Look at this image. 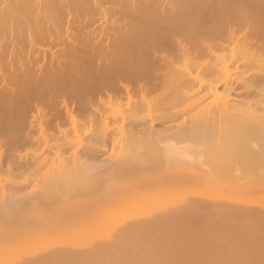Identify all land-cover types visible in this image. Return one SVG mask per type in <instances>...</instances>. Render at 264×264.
<instances>
[{
	"label": "bare ground",
	"instance_id": "bare-ground-1",
	"mask_svg": "<svg viewBox=\"0 0 264 264\" xmlns=\"http://www.w3.org/2000/svg\"><path fill=\"white\" fill-rule=\"evenodd\" d=\"M47 50L51 51V58L48 59L53 69L51 75L49 73L46 75L49 71H46V73L44 71L48 68L44 69L45 67L41 66L38 58L33 59V57L28 55L29 53L33 56L35 53H38V55L45 54ZM47 53L49 52L47 51ZM0 58L1 60H8L11 65L14 62L15 67L18 66L16 67L18 69L17 74L22 73V77L24 78L22 83L24 82L25 85L22 84V87L23 85L27 86L28 90V88H31V81L37 83V88L35 87V91L30 92V94L32 93L31 95H40V98L43 96L46 104L49 101L48 109H44L40 105L42 103L34 105L35 101L34 103L30 102L31 97L34 95L27 96L30 99L25 102L23 101L26 97L24 93L29 91H26L25 88V92L23 88L22 92L24 91V93L22 94L18 89L24 97L15 93L19 99H16L17 102L14 100L15 104H12L16 105L17 103L18 109L20 107L21 109L19 110H22L25 107H23V104L30 102V104H33V107L35 106L31 110H35L36 112L34 114L31 113L33 118L29 114L31 121L25 122V116H28L24 114L25 108L23 109L24 112H19L16 116L15 114L14 116L12 115L18 110L12 111L13 108H11L12 112L8 111L11 112V115L7 118V121L16 126V131L18 130V126H21L20 128L24 126V122L29 123L30 126L29 131L25 132V135L20 131V133L15 134L17 141L21 140V137H23V140L25 138V142L30 139L35 140V136L30 133L31 129H35V125L38 126L41 135H44L45 129L43 123L48 122L49 124V122L54 123L57 121L56 118L59 117V111L62 110L66 114L65 122L68 121L76 126L83 119L89 123L87 124L89 126L82 133H80L79 127L75 129L70 141L69 137L66 140L67 142L65 141L66 145L63 143V140H61L62 143L57 144V139L54 138L56 139L54 143L58 145V148L63 147L61 146L62 144H64V147L66 146L65 148L63 147L64 149L62 148L63 152L67 151L69 153L68 150L76 146L75 143L77 144L70 155L63 154L62 156V152H59V150H62L57 149V153H61V156L59 157L55 152L56 156H58L55 157L53 151L54 156L52 157L56 158L55 162L49 157V151L48 153L46 152V157L38 159L37 157L40 156L39 151L37 152L39 155L36 152V154L33 153L38 149L37 146L32 152L35 155L32 156V159L29 158L32 154L26 157L27 154L22 153L20 151L21 148L18 149L20 145L10 150L9 166L14 164L15 168H28L33 166H30V164L34 162L36 170L34 167L32 169L37 171V173L39 170L45 169L43 170L44 174L41 173L44 179L42 180L41 178L42 181L40 183L38 182L39 178L37 179L39 185H35L36 190L30 189V191H27L29 190L27 189L25 192H21L22 190L24 191V186H18L19 184L16 181L15 183L18 185L12 183L9 185V182L7 183L10 179L9 177H11L9 173L14 169L10 167L11 170H8L9 166L7 165V170L9 171L7 178L9 179L4 178L7 184L0 185V214L2 212L4 214L13 213L15 208H26L25 205L27 204H30L29 206L35 205L36 207L38 205L44 207L48 204V202L47 204L44 203V200H50L49 203L51 204L55 199L56 204L60 203V201L63 203H58V209H56L59 210L60 205H66L65 201L68 204H72L73 200H75L77 204L79 196L76 193L80 192L81 194L86 193L82 195L83 199L84 197H88L87 195H95V197L89 196L92 198L93 204L97 203V200H100L98 197L104 200L105 194L110 197L116 194V202L114 203L119 207V212L117 211V206L114 204L113 207L111 206L112 209L114 206L116 207V212L118 213H114L115 210H112L109 205V209L113 211L111 212L110 210L109 212L112 213L114 218L116 214H119V216L121 213L122 215L124 214L123 210L126 208V205L124 206L125 208L121 207L122 205L128 204V201H132V199L135 201L134 192L139 193V191H142L146 194L145 189L148 185L154 186L159 182H164L163 185L166 186L169 184L180 185L184 182H189L190 185L191 182L197 179L198 176L195 177L198 175L197 173L200 172L202 175L204 173L201 172H205L206 174L207 171L208 173L213 172V174L207 173L208 176L203 175L207 177L206 181L209 183L216 182V184H220V182L224 183V180L227 181L229 178H232L231 181L234 178L235 181L236 179L238 181L243 176L252 179L258 178V180L260 178V182L264 183V0H0ZM5 61H2L4 64L0 62V77H2V80L7 79L9 81L10 77L8 75L10 74L8 69L5 70L6 66H8ZM38 65L41 66L40 68L43 67L45 75L39 71ZM44 66L46 65L44 64ZM10 68L11 72L14 70L16 73V68ZM6 71L8 74H5L7 73ZM37 71L40 73L38 72V76L34 77ZM7 76L9 78H6ZM16 87L14 88L16 89ZM118 91L122 92L123 96L122 94L118 96L116 94ZM3 98L2 101L5 99ZM9 98L7 99L11 102L13 99L10 98V100ZM6 100L3 101L4 107L8 104V100L7 102ZM121 100L127 102H125V105L122 104L124 108L125 106L127 108L125 111H117L112 107V104H119ZM2 101L0 100L2 104L0 105L3 107ZM105 103L106 105H111V107L107 106L105 109V106L103 107ZM12 104H9V106ZM17 107L15 108L17 109ZM5 108V110H8L10 107L8 109L7 107ZM98 108L103 111L99 112ZM26 113L28 114L27 110ZM113 122H117L120 125L118 131H114L111 128ZM98 123L103 127L98 128ZM56 125L60 130L58 122ZM10 135L12 137L11 131ZM84 135L89 136L85 137V139L83 138ZM56 136L58 135L56 134ZM116 136H119V139L112 138ZM60 137L59 139H61ZM109 137L115 146L119 145V148H116L114 145L112 147L115 150L118 149V151L116 150L117 153L114 149L108 147V145H111L108 144L111 142L107 139ZM105 139L109 141L106 142L107 147L116 153L115 159L112 156L113 161L108 166L105 165L107 167L104 166L103 158V155H106L105 149H107V147L104 149V144H106L104 143ZM17 141L15 142L17 143ZM24 141L22 142L24 143ZM58 141L60 142V140ZM0 142H3L1 138ZM68 142H71L73 145L70 147ZM67 144L70 147L69 149ZM15 145L14 147H16ZM47 157L51 158L50 162L52 163L46 161ZM32 169L30 170L33 171ZM214 171L218 176L222 173L221 176L225 178V173L227 172L232 177L229 176L227 179V176L224 179L219 176V179L217 175V178L214 176ZM18 172L20 173L21 171H17V174H19ZM45 173L46 176L44 177ZM209 176H214L215 179L211 177L214 181ZM38 177L40 176L38 175ZM113 178L119 179V183L122 181V185L117 188L115 185L108 188L105 183ZM201 178L204 179V177ZM199 180L202 183L201 179ZM197 181L196 185L199 183ZM194 184L195 182H193ZM6 185L11 186L8 188L10 189L8 196L5 192ZM193 185L191 184V186ZM74 189H79L80 191L75 193L77 190ZM33 192H37V194L32 198H28L29 193ZM117 193L133 197L119 202L116 200L120 199ZM72 195H76L77 200L73 199L74 196L72 197ZM139 195L142 196L141 194ZM82 198L79 201L83 202ZM143 198H146V196ZM68 200H70V203ZM89 200L87 198V201ZM38 201H44V205H40ZM131 201L129 202L130 207L138 205L136 204L137 201L133 205ZM54 202H52V205ZM178 203L176 202V205ZM97 207L96 209L98 210ZM51 208L55 211L54 207ZM121 208L123 209L121 210ZM76 210L78 208L72 210L70 207V209L61 211L54 219V222L57 220L58 223L59 220L65 219L64 217L69 212ZM127 210L130 212L132 208ZM101 212L105 214L103 210ZM109 212L107 211L105 215H108ZM126 213L125 216L127 215ZM74 214L73 212L72 215L74 216ZM82 214L84 213L82 212ZM90 215L88 216L87 214L86 217H91ZM105 215L104 217H106ZM112 215L109 214L111 217ZM101 216L103 217V215ZM81 217L86 218L83 215ZM120 217L117 216V220ZM109 218L106 219L108 221L106 222L107 224H109V220L110 223L113 220V218ZM86 219L88 220V218ZM117 220L116 222L120 221ZM118 223H121V221ZM90 225L92 224L90 223ZM109 225L113 226L114 224L112 225L111 223ZM121 225L124 224L122 223ZM87 226L85 227L84 225L82 227L86 229ZM116 226L114 229L117 228ZM88 228L90 229V226ZM125 229L127 232L126 227ZM133 229L136 228L133 227ZM25 236L22 238L24 239ZM32 238L30 239L32 240ZM27 240L29 241V239ZM27 240L25 237L23 241ZM32 246L34 247L35 245ZM33 247L32 249L35 248ZM92 249L94 248L92 247ZM7 250L5 249V253H7ZM3 251L1 254H5ZM235 251L237 252L238 250ZM3 254L2 258L0 256V263H2L1 260L4 262L6 260L5 256L3 258ZM7 257L10 258L11 256ZM18 257L20 256L18 255ZM9 260L11 263L12 259L10 258ZM243 261L241 259V262Z\"/></svg>",
	"mask_w": 264,
	"mask_h": 264
},
{
	"label": "rangeland",
	"instance_id": "rangeland-1",
	"mask_svg": "<svg viewBox=\"0 0 264 264\" xmlns=\"http://www.w3.org/2000/svg\"><path fill=\"white\" fill-rule=\"evenodd\" d=\"M26 51H27V48H26ZM47 51L49 53H47ZM45 54H40L38 55V53H35L34 56L32 54H28L30 55L31 57L34 58H38L39 59V62H41V66L43 65V67H45L44 69H46L44 72L46 73V71H49L47 72L46 75H51L52 72H53V69L51 67V62L50 59L51 58V51L47 50ZM32 53V52H31ZM49 54V55H48ZM45 57V58H44ZM49 57V58H48ZM1 60V58H0ZM2 61H5V59H2L0 62L1 64H4V62L2 63ZM15 61V60H14ZM7 62L8 66H6L5 70L8 69L9 71V74L8 75L10 77L9 81L7 79H3L2 80V77H0V95L4 100H6L7 98L10 97V94H11V99H13L11 102L8 100H6V102L8 104H5V107H7L8 110H5L6 108L4 107V103L2 101V98L0 99L3 103V107L0 105V138H1V141L3 142H0V185H4L6 182L4 180V178H7L8 173L9 171L8 170H11L10 167L13 169L11 170V172L9 173L11 177L7 178L9 179V181H7V183L9 185H11L10 183L12 184H15V185H18V186H24V191L22 190L21 192H25L27 189V191H30L31 190H36L37 188H35V185L40 183V181H42L44 178L43 176L41 175L44 174L43 173V170L45 169H41V171L39 170L38 173L37 171H34V169H32V167H34V164H30L33 165L31 167H16L14 166V164H12L11 166H9V159H10V150L12 148H17L18 145L22 146H18V149H20V151L24 154H27L26 157L30 154H32V152L35 150V147L37 146L38 149H36L33 153L36 154L38 151H39V154L40 156H38L37 158L41 159V158H44L46 157L45 155L46 152L48 153L49 151V157L52 158V161L55 162V157H58L56 156V153H57V149H61L62 151L59 150V152H62V156L63 154L66 155H70L71 151L74 150L77 146V144L75 143L76 146H73L71 147L73 144H71V142H68L70 147H71V150L69 149L70 147L68 146L67 144V147L68 149L66 148V150L69 151V153L67 151L63 152V149L66 147H64V144L67 142V138L69 137V141L70 139L72 138L73 136V133H74V130L77 129L78 127L80 128V133H82L86 127H88L89 123H87L85 120L81 119L82 121H79L78 124H76V126H74L72 123H69L68 121L65 122V118H66V114L64 112V110L62 111H59V117L56 118L57 121H55L54 123L53 122H46L45 124L43 123V127H44V135H41V132L38 130V126L35 125L34 128L35 129H31L30 130V133L31 135H34L35 136V140H28L27 142H25V138L24 140L22 139L23 137H21L20 139L21 140H18L15 139L16 138V133H22L23 135H25V132L29 131V123H25V122H28L32 117L31 113L34 114V112H36L35 110H31V109H34L35 106L33 107V104H30V102L34 103V105L37 103H42L40 105H42L44 107V109H48L49 108V101L47 102L46 104V100H44L43 96L40 98V95H31L30 92H33L35 91V87L37 88V83H35V81H31L30 84H31V88H28L27 90V86L25 87L24 85V82L22 83V81H24V78L22 77V73H18V69L16 67L18 66H14V62L13 64L11 65L8 60L5 61ZM17 62V61H15ZM9 64L11 65V68L9 66ZM16 64V63H15ZM44 64L46 66H44ZM17 65V64H16ZM5 66V65H3ZM41 66H37V67H41ZM14 69L16 68V73L14 72H11L9 70L10 69ZM43 67L40 68V72L43 73L45 75V73L43 72ZM37 71L36 72V75H34V77L38 76L37 73L39 72ZM7 72V71H6ZM39 72V73H40ZM38 73V74H39ZM5 74H8L5 73ZM16 74V75H15ZM1 76V75H0ZM6 77V78H9V77ZM23 78V79H22ZM8 81V82H6ZM7 83V84H6ZM6 84V85H5ZM22 84L23 87H22ZM5 85V86H4ZM9 85V87H11L10 89L16 87V89H8L9 87H7ZM6 87V89H5ZM24 88V91H25V88H26V91H29V92H26L24 93V91L22 92ZM21 91V93L25 94V98L23 101H29L30 98H28L29 96H33L31 97L32 99H30L31 101L29 103H25L23 104V107L25 108V112L23 111L24 108H22V110H19L21 109L19 107L16 106V105H13L12 103L15 104V101L14 100H18L19 97L16 94L18 95H22L19 91ZM3 90V91H2ZM8 90V91H7ZM18 93H17V91ZM32 90V91H31ZM2 91V93H1ZM5 91V93H4ZM11 93H10V92ZM9 92V93H8ZM4 93V94H3ZM7 93V94H6ZM20 93V94H19ZM118 96H120L122 94V92L118 91V93H116ZM15 95V97H13ZM116 95V96H117ZM138 95V94H137ZM136 95V96H137ZM17 96V98H16ZM23 96V95H22ZM28 96V97H27ZM117 96V97H118ZM123 96V94H122ZM121 96V97H122ZM24 97V96H23ZM46 97V96H45ZM9 98V99H10ZM21 98V96H20ZM136 98V97H135ZM10 99V100H11ZM33 99H37L38 102H36L37 100H33ZM45 99H48V98H45ZM16 100V102H17ZM124 100V99H123ZM125 100H127L125 98ZM42 101V102H41ZM121 102H124L121 100ZM119 103V104H112V107L115 108L117 111H125L127 110L126 106L125 108L122 106V104L125 105V102L124 103ZM24 103V102H23ZM127 103V102H126ZM9 104H12L9 106ZM27 104H30V105H27ZM22 105V104H21ZM27 105V106H26ZM12 106V107H11ZM17 107V109L15 107ZM105 106V107H104ZM111 107V105L105 103V105H103V107L106 109V107ZM128 107V105H127ZM11 108L12 111H16L13 113L12 116H15L18 115L19 112H24V114L28 115V116H25V119L26 121L24 122V126L22 128H20L21 126H18L17 127V131H16V126H14L13 124H10L9 121H7V118L11 115ZM15 108V109H14ZM30 109V111H29ZM101 109V107H100ZM98 108V111H103V110H100ZM104 109V110H105ZM2 110V111H1ZM11 111V112H8V111ZM26 110L28 111V114L26 113ZM106 111V110H105ZM5 112V113H4ZM30 112V113H29ZM63 112V113H62ZM98 112V113H99ZM183 112V111H182ZM62 113V114H61ZM31 116H30V115ZM103 114V113H102ZM2 115V117H1ZM80 115V114H78ZM6 116V117H5ZM30 116V117H29ZM62 116H63V119H62ZM5 117V118H4ZM27 117V118H26ZM29 117V118H28ZM33 118V117H32ZM28 119V120H27ZM31 121V120H30ZM64 121V122H63ZM59 123L60 125V130L58 129V126L56 125V123ZM99 122V121H98ZM5 123V124H4ZM111 123V122H110ZM26 124V125H25ZM28 124V125H27ZM100 123H98V128H102L103 126H100L99 125ZM112 127L110 125V127L112 129H114V131H118V129L120 128V125L117 123V122H113L112 123ZM14 127H13V126ZM8 129H7V127ZM12 126V127H11ZM26 126V127H25ZM54 126V127H52ZM11 127V128H10ZM49 127V128H48ZM109 127V126H108ZM14 128V130H13ZM26 128V129H25ZM56 130H54V129ZM24 130V131H21V130ZM28 129V130H27ZM33 130V131H32ZM51 130V131H50ZM10 131H11V134H12V137H10ZM15 131V132H14ZM20 131V132H19ZM35 134H34V133ZM53 134H52V133ZM65 132L69 133L65 135ZM72 132V133H71ZM14 133V134H13ZM49 134V135H48ZM56 134L58 136H56ZM3 135V137H2ZM15 135V136H13ZM21 135V136H23ZM48 136V137H44V136ZM70 135V136H69ZM53 136V137H52ZM59 136H61L59 139ZM87 136L89 135H84L83 138H87ZM44 137V138H42ZM58 137V138H57ZM65 137V138H64ZM119 136H116V137H112V138H118ZM4 138V139H2ZM56 138L57 141L56 143L59 144V143H62L61 140H63V143L61 146V148H58V145H56L55 140L54 139ZM85 138V139H86ZM100 138V137H99ZM98 138V141L100 142V140H102L100 138L99 140ZM54 139V141L52 142V140ZM109 141H111L110 143L108 144H111L110 146L108 145V147L112 148L114 147L115 145L113 144L112 142V139L109 137L107 138ZM17 141V143L15 141ZM32 140V141H31ZM43 142H42V141ZM48 140V141H47ZM60 140V142L58 141ZM107 140V141H108ZM24 141V143L22 142ZM40 141V142H39ZM66 141V142H65ZM106 139L104 141V143L107 142ZM108 141V142H109ZM119 141V140H118ZM20 142V143H19ZM22 142V144H21ZM19 143V144H18ZM31 143V144H30ZM37 143V144H36ZM48 143V144H47ZM53 143V144H52ZM73 143V142H72ZM102 143V141H101ZM100 143V144H101ZM117 143V142H115ZM13 144V145H12ZM17 144V145H15ZM36 144V145H35ZM119 144V143H117ZM14 145L16 147H14ZM66 145V144H65ZM105 147L104 149L107 147V143L104 144ZM114 145V146H113ZM45 147V148H44ZM56 147V148H55ZM75 147V148H74ZM105 149L106 150V155L104 154L103 155V158H104V166L108 164H110L112 161H113V158L114 156H116L115 154L117 153L118 149H114V151H111L112 149L108 148ZM116 148H119V145H116L115 146ZM23 148V149H22ZM26 148V149H25ZM42 150H41V149ZM52 148V149H50ZM63 148V149H62ZM33 149V150H32ZM44 149V150H43ZM110 151H109V150ZM23 150V151H22ZM27 150V151H26ZM104 150V151H105ZM26 151V153H25ZM44 151V152H42ZM51 151H52V154H51ZM53 151L55 153V157H52L54 156L53 154ZM108 151V152H107ZM3 154H2V153ZM36 152V153H35ZM59 152L57 153V155H59V157L61 156V153L59 154ZM111 152V153H110ZM104 153V152H103ZM34 154L30 155L29 158L32 159V156H35ZM38 154V153H37ZM38 154V155H39ZM109 154V156H108ZM114 154V155H113ZM8 157H7V156ZM43 155V156H42ZM37 156V155H36ZM108 156V157H107ZM113 156V158H112ZM3 157V158H1ZM106 157V158H105ZM111 157V158H110ZM48 158V157H47ZM46 158V161H51L50 159L51 158H48L47 160ZM102 158V159H103ZM37 159V161H38ZM58 159V158H57ZM107 159L111 160V161H107ZM115 159V158H114ZM44 160V159H43ZM107 162H106V161ZM42 161V160H41ZM45 161V160H44ZM2 162V163H1ZM4 163V165H3ZM46 163V162H45ZM48 163V162H47ZM52 163V162H50ZM3 166H2V165ZM39 164H41V162H39ZM7 165L9 166V168L7 167ZM36 165V164H35ZM43 165V164H42ZM5 166V167H4ZM14 166V167H13ZM105 166V167H107ZM4 167V168H3ZM42 167V166H41ZM40 167V168H41ZM8 168V170H7ZM35 168V167H34ZM28 169V170H27ZM30 169H32L33 171H31ZM36 170V168H35ZM17 171H21L19 174H17ZM1 172H6L4 174L1 173ZM45 172V171H44ZM189 173V172H188ZM201 173H204L205 172H201ZM208 171L206 172V176H208V174L212 173L213 172H209L208 174ZM217 173H220V172H217ZM227 173V172H226ZM225 173V178L222 175V173L219 175L220 177H223L224 179H227L229 178V175L227 173L226 175ZM16 174V175H15ZM198 175H196L195 177H197V179H201L202 183L200 182V180L197 179L196 180H192L193 182H195V186L193 185V182H191L190 180V185H189V182H184V183H181L180 185L178 184H169L168 186L166 185H163L162 182H159L158 184L156 183V185H148V187H146L145 189V193L144 194L142 191H139V193L137 192H134V199L135 201H131V204L133 205L134 203H137L138 205H131L132 207H130V201H128V204H124V205H119L123 208H125L124 206L126 205V208L127 209H131L132 210L129 212V210H127L126 208V211L125 209L123 210L124 211V214L122 215V213L120 214V216L122 215V217L124 216V218L122 219V217L119 216V214L117 215H114V218H113V215L112 213H110L109 211L112 209L111 206L113 207V204L115 206H117V204H115L114 202L115 201V195L110 197V196H106L105 194V197H104V200L100 197H98L100 200H97L98 202L97 203H92V198H90L89 196L91 197H95V195H87L88 197H84V199L82 198V195H85L86 193H76L78 191H80L79 189H74V190H77L75 191L76 195L81 197L83 199V202L79 201L81 200V198L78 197V200H77V196L75 195H72L73 199H76L78 202L77 204L75 203L76 201L71 199L74 201H72L70 198V200L73 202L72 204H68L66 201V205H60V208L59 210H57L58 208V203L56 204V199L52 202L53 205H52V202L51 204L49 203L50 200H44V201H38L40 205H44V203L48 204L44 207L42 206H37L35 207L34 206H29L28 204L25 205L26 208H23V207H18V208H15L13 213L11 212L10 210V214L8 213H1L0 214V256L2 258V250H4L3 252L5 253V249L7 250L9 248V250H7V253L3 254V258L4 256L6 257V260L5 262L1 260V262L3 264H12L14 262V264H264V183L263 182H260V178L258 180V178H249V177H242V181L241 179L237 181H235V178L234 180L231 181V179L229 178V180L225 181L224 180V183H221L220 184H216V182H213V183H209L208 181H206V176H203L204 174H200L197 173ZM211 174V175H212ZM214 176H218V174L215 173L214 171ZM233 174V173H232ZM15 175V176H14ZM38 175L40 177H38ZM1 176H3L1 178ZM19 176V177H18ZM46 176V173L44 175V177ZM204 177L201 178V177ZM214 176H209L210 179H215ZM216 176V178H217ZM218 176V177H219ZM18 177V178H17ZM22 179H21V178ZM36 177V179H35ZM212 177V178H211ZM219 177V179H220ZM232 177V176H231ZM15 178V179H14ZM39 178V179H38ZM42 178V180H41ZM246 178V179H245ZM6 179V180H7ZM17 179V180H16ZM37 179H38V182H37ZM203 179V180H202ZM212 179V180H213ZM252 179V180H250ZM3 180V181H2ZM25 184H24V182ZM208 180V179H207ZM246 180V181H245ZM18 183L16 184L15 183ZM22 181V182H21ZM34 181V182H33ZM119 179L117 178H113V179H110L109 181H106L105 185L109 188L111 186H116V188L118 186H121L122 185V181L119 183L118 182ZM196 181L199 182L197 185H196ZM210 181V180H209ZM214 181V180H213ZM230 181V182H228ZM253 181V182H251ZM263 181V180H262ZM20 182V183H19ZM218 182V181H217ZM238 182V183H237ZM6 183V184H7ZM22 183V184H21ZM29 183V184H28ZM201 183V184H200ZM249 183V184H248ZM261 183V184H260ZM24 184V185H23ZM152 184V183H151ZM186 184V185H185ZM191 184L193 186H191ZM258 184V185H257ZM9 185L7 186L6 185V195L8 196L9 195V192H10V188ZM37 185V186H38ZM104 185V186H105ZM177 185V186H175ZM182 185V186H181ZM189 185V186H188ZM219 185V186H218ZM27 188H26V187ZM29 186V187H28ZM36 186V187H37ZM224 186V187H223ZM247 186V187H246ZM164 187V189H162ZM179 187V188H178ZM230 187V188H228ZM26 188V189H25ZM150 188V190H149ZM183 188V189H182ZM156 189V191H155ZM188 189V191H187ZM229 189V190H228ZM9 190V191H8ZM172 192H171V191ZM184 190V191H183ZM84 191V190H82ZM148 191V192H147ZM150 191V192H149ZM153 191V193H152ZM177 191V192H176ZM102 193V194H103ZM160 193V194H159ZM183 193V194H182ZM30 194V195H29ZM29 197L28 198H32L33 196H35L37 194V192H33V193H29ZM118 194V193H117ZM139 194H141L143 197L146 196V198H143L142 196H140ZM174 194V195H173ZM223 194V195H222ZM100 195V194H99ZM119 200L116 199L117 201L119 202H122V201H125V200H128V199H131L133 196H129L127 194H122V193H119ZM133 195V194H132ZM174 197H173V196ZM177 195V196H176ZM155 196V197H154ZM223 196V197H222ZM122 197V198H121ZM125 197V198H124ZM150 197V198H149ZM158 197V198H156ZM171 197V198H170ZM199 197V198H198ZM5 198V197H4ZM87 198H89L90 200L87 201ZM124 198V199H123ZM143 198V199H142ZM206 198V199H205ZM234 198V200H233ZM137 199V200H136ZM145 199V200H144ZM165 199V200H164ZM192 199V200H191ZM232 199V200H231ZM28 200V199H27ZM68 200V202L70 201ZM152 200V201H151ZM104 201V202H103ZM113 201V202H112ZM185 201V202H184ZM199 201V202H198ZM229 201V202H228ZM36 202V201H35ZM43 204H42V203ZM154 202V203H152ZM173 202V203H172ZM176 202L178 203L176 205ZM243 202V203H242ZM263 202V203H262ZM61 204H63L61 201H60ZM59 203V204H60ZM64 203V204H65ZM70 203V202H69ZM127 203V201H126ZM140 203V204H139ZM165 203V204H164ZM172 203V204H171ZM50 204V205H49ZM68 204V205H67ZM107 204V205H106ZM143 204V206H142ZM157 204V205H156ZM165 206H163V205ZM167 204V205H166ZM200 204V205H199ZM50 207H49V206ZM98 207H97V206ZM109 205H110V208L109 209ZM246 205V206H245ZM108 206V207H107ZM114 206V213H118V206H117V211L116 212V207ZM129 206V207H128ZM136 206H137V209H136ZM141 206V207H140ZM145 206V207H144ZM147 206V207H146ZM149 206V208H148ZM161 206V207H160ZM223 206V207H222ZM242 206V207H241ZM32 207V208H31ZM51 207H54V210L51 208ZM64 207V208H63ZM66 207V208H65ZM70 207L72 208V210H75L78 208V210L76 211H73L75 214L74 216L72 215L73 212H69L64 218L66 219H63V220H59L58 223H57V220L54 222V219L58 216V214L61 212V211H65L66 209H70ZM96 207L98 208V210L96 209ZM106 207H107V211L109 212L108 215H105L107 214L106 212ZM134 207V209H133ZM158 207H160L158 209ZM176 207V208H174ZM229 207V208H228ZM259 207V208H258ZM24 209V212H23V209ZM33 208H36V209H33ZM43 208V209H42ZM47 208V209H46ZM52 210H51V209ZM57 208V209H56ZM74 208V209H73ZM121 208V210L123 209ZM145 208H147L145 210ZM162 208V209H161ZM167 208H168V211H167ZM180 208V209H179ZM183 208V209H182ZM21 211H20V210ZM28 209V210H27ZM42 209V210H41ZM47 212H46V210ZM103 210L104 213H102L101 211ZM109 209V210H108ZM112 209V210H113ZM136 209V210H135ZM158 209V210H157ZM161 209V210H160ZM263 209V210H262ZM92 210V211H91ZM96 210V211H95ZM111 210V212H113ZM143 210V211H142ZM181 210V211H180ZM184 210V212H183ZM194 210V211H193ZM91 211V212H90ZM95 211V212H94ZM99 211V212H98ZM122 211V212H123ZM163 211V212H162ZM171 211V212H170ZM8 212V211H7ZM54 212V213H53ZM82 212L84 214H82ZM87 212V213H86ZM127 212V213H126ZM175 214H174V213ZM180 212V213H179ZM195 212V213H194ZM205 212V213H204ZM262 212V213H261ZM50 213V214H49ZM80 213V214H79ZM86 213V214H85ZM91 215H90V214ZM98 215H97V214ZM125 213L127 214L125 216ZM130 213V214H129ZM151 213V214H150ZM154 213V214H152ZM160 213V214H159ZM254 213V214H253ZM23 214V215H22ZM25 214V215H24ZM88 214V216L90 215L91 217H86V215ZM95 214V215H94ZM112 215L111 216H109ZM159 214V216H158ZM168 214V215H167ZM185 214V215H184ZM219 214V215H218ZM33 215H35L33 217ZM37 215V216H36ZM80 215V216H79ZM84 216L86 218H88V220L85 218H82L81 216ZM100 215V216H99ZM103 215V217L101 216ZM104 215L106 217H104ZM154 215V216H153ZM156 215V216H155ZM161 215V216H160ZM165 215V216H163ZM171 215V216H170ZM178 215V216H177ZM47 216V217H45ZM53 216V217H52ZM80 218H79V217ZM93 216V217H92ZM97 216V217H95ZM110 218H109V217ZM117 216L120 217L118 218V220L121 221V223H118L120 221L117 220ZM148 216V217H147ZM168 216V217H167ZM170 216V217H169ZM263 216V217H262ZM99 217V218H98ZM102 217V219H100ZM112 219L111 220V223L112 225L114 224L116 226L117 224V228L114 229V225L111 226L109 224L110 223V220H109V224H107L106 222V219ZM147 217V218H146ZM162 217V218H161ZM164 217V218H163ZM221 217V218H220ZM47 218V219H46ZM96 218V219H95ZM171 218V219H170ZM189 218V219H188ZM26 219V220H25ZM99 219V220H98ZM104 219H105V222H104ZM161 219V220H160ZM174 219V220H173ZM255 219V220H254ZM36 220V221H35ZM98 220V221H97ZM101 220V221H100ZM116 220L118 222H116ZM148 220V221H147ZM231 220V221H230ZM61 221V223H60ZM87 221V222H86ZM96 221V223H94ZM113 221V222H112ZM124 221V222H123ZM126 221V223H125ZM177 221V222H176ZM116 222V223H114ZM142 222L143 223V226H142ZM148 222V223H147ZM161 222V223H160ZM173 222V223H172ZM233 224H232V223ZM27 223V224H26ZM46 225H45V224ZM52 223V224H51ZM90 223L93 225V226H97V227H93L92 225H90ZM124 224V225H121V224ZM128 223V225H127ZM169 223V224H168ZM190 223V224H189ZM246 223V224H245ZM50 226H49V225ZM55 224V225H53ZM58 224V225H57ZM97 224V225H96ZM101 224V225H100ZM103 224V225H102ZM105 224V225H104ZM131 224V225H130ZM141 224V225H140ZM172 224V225H171ZM177 224V225H176ZM186 224V225H185ZM223 224V225H221ZM85 225V227L87 226V228L85 229V227H82V226ZM109 225V226H107ZM120 225H121V228H120ZM127 225V226H126ZM137 225V227H136ZM139 225V227H138ZM146 225V227H145ZM49 226V227H48ZM52 226V228H51ZM55 226V228H54ZM80 226V228H79ZM90 226V229L88 228ZM106 226V227H105ZM131 226V227H130ZM135 227L136 229H133V227ZM153 226V227H152ZM181 226V227H180ZM184 226V227H183ZM237 226V227H236ZM246 226V227H245ZM77 227V229H76ZM93 227V228H92ZM100 227V228H99ZM102 227V228H101ZM124 227V228H122ZM125 227L127 228V232H126V229ZM144 227V228H143ZM150 227V228H149ZM71 228V229H70ZM75 228V229H74ZM92 228V229H91ZM100 229V230H97V229ZM108 228V229H106ZM113 228V229H112ZM120 228V229H119ZM146 228V229H145ZM149 228V229H148ZM152 228V229H151ZM179 228V229H178ZM188 228V229H187ZM74 229V230H73ZM81 229V230H80ZM83 229V230H82ZM120 231H118V230ZM121 229H125V230H121ZM138 229V230H137ZM139 229H140V232H139ZM142 229V230H141ZM159 229V230H158ZM161 229V230H160ZM179 231H178V230ZM216 229V230H215ZM241 229V230H240ZM243 229H246V230H243ZM66 230V231H65ZM68 230V231H67ZM71 230V232H70ZM76 230V231H75ZM79 230V231H78ZM86 230V232H84ZM90 230V231H89ZM97 230V231H95ZM102 230V231H101ZM104 230V231H103ZM114 230V231H113ZM167 230V231H166ZM173 230V231H172ZM195 230V231H194ZM227 230V231H226ZM237 230V231H236ZM81 231H83V233H81ZM125 231V232H124ZM175 231V232H174ZM189 231V232H188ZM220 231V232H219ZM240 231V232H239ZM69 234H68V233ZM105 232V234H104ZM181 232V233H180ZM214 232V233H213ZM248 232V233H247ZM250 232V233H249ZM102 233V234H101ZM116 233V234H115ZM118 233V234H117ZM198 233V234H197ZM225 233V234H224ZM84 234V235H83ZM89 234V235H88ZM113 234V235H112ZM123 234V235H122ZM126 234V235H125ZM139 234V235H138ZM173 234V235H172ZM189 234V235H187ZM201 234V235H200ZM217 234V235H216ZM227 234V235H226ZM234 234V235H233ZM258 234V235H257ZM20 235V236H19ZM29 236V238H27V236ZM102 235V236H101ZM118 235V236H117ZM122 235V236H121ZM135 235V236H133ZM141 235V236H140ZM160 235V236H159ZM181 235V236H180ZM191 235V236H190ZM249 235V236H248ZM23 236L26 237V240L29 239V241H23L25 240V237L24 239L22 238ZM84 236V237H83ZM86 236V237H85ZM133 236V238H132ZM156 236V237H155ZM162 236V237H161ZM207 236V237H206ZM222 236V237H221ZM225 236V237H224ZM245 236V237H244ZM257 236V237H256ZM21 237V238H20ZM31 237L32 240L30 239ZM38 237V238H37ZM136 237V239H135ZM143 237V238H142ZM40 238V239H39ZM148 238V239H146ZM154 238V240H153ZM179 238V239H178ZM192 238V239H191ZM222 238V239H221ZM249 238V239H248ZM37 239V240H36ZM127 239V240H126ZM245 239V240H244ZM14 240V241H13ZM36 240V241H35ZM136 240V241H135ZM175 240V241H174ZM224 240V241H223ZM10 241V242H9ZM14 243H13V242ZM120 241V242H119ZM222 241V242H221ZM249 241V243H248ZM252 241V242H251ZM7 242V243H6ZM47 242V243H45ZM103 242V243H102ZM106 242V243H105ZM112 242V243H111ZM146 242V243H145ZM163 242V243H162ZM176 242V243H175ZM210 242V243H208ZM219 242V243H218ZM226 242V244H225ZM232 242V243H231ZM12 243V244H11ZM36 243V244H35ZM43 243V244H42ZM66 243V244H65ZM109 243V244H108ZM124 243V244H123ZM131 243V244H130ZM138 243V244H137ZM159 243V244H158ZM182 243V244H181ZM200 243V244H199ZM253 243V244H252ZM2 244V245H1ZM54 244V245H53ZM57 244V245H56ZM92 244V246H91ZM95 244V245H94ZM119 244V245H118ZM127 244V245H126ZM136 244V245H135ZM174 244V245H173ZM206 244V245H205ZM212 244V246H211ZM215 244V245H214ZM224 244V245H223ZM16 245V246H14ZM32 245H35L34 247ZM49 245V246H48ZM90 245V246H89ZM102 245V246H101ZM114 245V246H113ZM248 245V246H247ZM11 246V247H10ZM40 246V247H38ZM55 246V247H54ZM62 248H61V247ZM79 246V247H78ZM85 246V247H84ZM109 246V247H108ZM156 246V247H155ZM170 246V247H169ZM206 246V247H205ZM216 248H215V247ZM242 246V247H241ZM263 246V247H262ZM32 247L34 249H32ZM47 248V251H46V248ZM85 249H84V248ZM92 247L94 249H92ZM112 247V248H111ZM116 247V248H115ZM127 247V248H126ZM139 247V248H138ZM185 249H184V248ZM227 247V249H226ZM229 247V248H228ZM22 250H21V249ZM61 248V249H60ZM124 248V249H123ZM175 248V249H174ZM189 248V249H188ZM252 248V249H251ZM20 249V250H19ZM54 249V250H53ZM74 249V250H72ZM97 249V251H96ZM108 249V250H106ZM141 249V250H140ZM154 249V250H153ZM165 249V250H164ZM221 249V250H220ZM231 249V250H230ZM249 249V250H248ZM51 250V251H49ZM62 250V251H61ZM80 250V251H79ZM119 250V251H118ZM122 250V252H121ZM145 250V252H144ZM152 250V251H151ZM215 250V252H214ZM224 250V251H223ZM233 250V251H232ZM235 250H238V254ZM257 250V251H255ZM45 251V253H44ZM55 251V252H54ZM92 251V252H91ZM114 251V252H113ZM159 251V252H158ZM193 251V252H192ZM218 251V252H217ZM33 252V253H31ZM51 252V253H50ZM107 252V253H106ZM125 252V253H124ZM206 252V253H205ZM214 252V253H213ZM227 252V253H226ZM257 252V253H256ZM42 253V254H41ZM55 253V254H54ZM127 253V254H126ZM199 253V254H197ZM201 253V255H200ZM217 253V254H216ZM248 253V254H247ZM251 255H250V254ZM14 256H13V255ZM33 254V256H32ZM54 256H53V255ZM151 254V255H150ZM181 254V255H180ZM188 254V255H187ZM193 254V255H192ZM216 254V255H215ZM18 255L20 257H18ZM70 255V256H68ZM117 255V256H116ZM122 255V256H121ZM126 255V256H125ZM138 255V256H137ZM192 255V257H191ZM196 255V257H195ZM212 255V256H211ZM7 256H11L10 258L12 259L11 263H10V258L7 257ZM18 260H17V258ZM42 256V257H41ZM100 258H99V257ZM159 256V257H158ZM164 256V257H163ZM171 256V257H170ZM231 256V257H230ZM13 257V258H12ZM16 259H15V258ZM24 257V258H23ZM36 259H35V258ZM45 257V258H44ZM49 257V258H48ZM73 257V258H72ZM149 257V258H148ZM155 257V258H154ZM168 257V258H167ZM0 258V259H1ZM23 258V259H22ZM51 258V259H50ZM94 258V259H93ZM99 258V259H98ZM113 258V259H112ZM122 258V259H121ZM177 258V259H176ZM193 258V259H192ZM218 258V259H217ZM234 258V259H233ZM253 260H252V259ZM15 259V260H14ZM21 259V260H20ZM58 259V260H57ZM104 259V260H103ZM119 259V260H118ZM134 261H133V260ZM158 259V260H157ZM184 259V260H183ZM199 259V260H198ZM212 259V260H211ZM227 259V260H226ZM237 262L239 261V263L235 262L236 260ZM241 259L243 262H241ZM9 260V262H8ZM25 260V261H24ZM72 260V261H71ZM86 260V261H85ZM121 260V261H120ZM167 260V261H166ZM177 260V261H176ZM249 260V261H248ZM24 261V262H23ZM74 261V262H73ZM131 261V263H130ZM152 263H151V262ZM156 261V262H155ZM182 261V262H181ZM198 261V262H197ZM200 261V262H199ZM251 261V262H250ZM23 262V263H22ZM154 262V263H153ZM172 262V263H171ZM217 262V263H216ZM247 262V263H246ZM0 263V264H2Z\"/></svg>",
	"mask_w": 264,
	"mask_h": 264
}]
</instances>
